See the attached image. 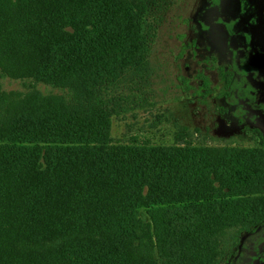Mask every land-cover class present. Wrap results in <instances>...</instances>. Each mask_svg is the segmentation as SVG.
<instances>
[{
    "label": "trees",
    "instance_id": "16d2710c",
    "mask_svg": "<svg viewBox=\"0 0 264 264\" xmlns=\"http://www.w3.org/2000/svg\"><path fill=\"white\" fill-rule=\"evenodd\" d=\"M162 3L0 0V79L31 82L0 83V264H218L228 231L235 247L264 222L259 132L254 148L112 142L145 100Z\"/></svg>",
    "mask_w": 264,
    "mask_h": 264
},
{
    "label": "rangeland",
    "instance_id": "374dc122",
    "mask_svg": "<svg viewBox=\"0 0 264 264\" xmlns=\"http://www.w3.org/2000/svg\"><path fill=\"white\" fill-rule=\"evenodd\" d=\"M156 14L145 100L112 117V142L257 147L258 132L264 139V0H163ZM0 83L20 92L31 84ZM230 234L218 264H264V222L241 233L235 247Z\"/></svg>",
    "mask_w": 264,
    "mask_h": 264
}]
</instances>
